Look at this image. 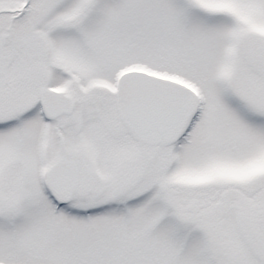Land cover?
I'll return each mask as SVG.
<instances>
[{
	"label": "snow or ice",
	"instance_id": "6c2138e0",
	"mask_svg": "<svg viewBox=\"0 0 264 264\" xmlns=\"http://www.w3.org/2000/svg\"><path fill=\"white\" fill-rule=\"evenodd\" d=\"M0 264H264V0H0Z\"/></svg>",
	"mask_w": 264,
	"mask_h": 264
}]
</instances>
